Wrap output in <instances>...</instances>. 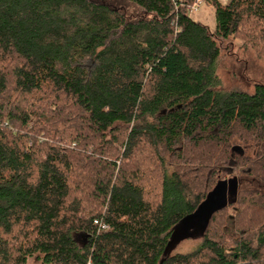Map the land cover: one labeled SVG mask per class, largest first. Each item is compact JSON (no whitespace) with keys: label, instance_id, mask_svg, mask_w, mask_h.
I'll list each match as a JSON object with an SVG mask.
<instances>
[{"label":"trees","instance_id":"trees-1","mask_svg":"<svg viewBox=\"0 0 264 264\" xmlns=\"http://www.w3.org/2000/svg\"><path fill=\"white\" fill-rule=\"evenodd\" d=\"M194 1L0 0V264H264V0Z\"/></svg>","mask_w":264,"mask_h":264},{"label":"rangeland","instance_id":"rangeland-1","mask_svg":"<svg viewBox=\"0 0 264 264\" xmlns=\"http://www.w3.org/2000/svg\"><path fill=\"white\" fill-rule=\"evenodd\" d=\"M221 5H226L228 0H217ZM189 17L196 22L208 27L211 31L215 28V15L214 9L211 6V0H202L197 9L189 11ZM236 50V48H235ZM257 63L260 68L264 69V65L261 61L255 62ZM225 69L221 68L219 70V76L222 80V84L226 88H238L241 87L242 89L245 88L242 82H239L233 73L229 72L227 68L230 67V63L225 60L224 64ZM204 226L196 225L191 226V228L184 230L182 235L179 232V235L176 239V242L173 243L171 248V252L174 253H186L198 246L200 243V236L202 233V229ZM29 264H36L34 259L29 260Z\"/></svg>","mask_w":264,"mask_h":264},{"label":"water","instance_id":"water-1","mask_svg":"<svg viewBox=\"0 0 264 264\" xmlns=\"http://www.w3.org/2000/svg\"><path fill=\"white\" fill-rule=\"evenodd\" d=\"M233 150L238 151L240 155L242 154V150L238 147H234ZM233 183L232 180H223L219 182L197 210L174 227V232L166 249L168 253L171 252V248L173 243L176 242L179 232H181L182 235L183 231L188 228L190 229L193 224L194 226L200 224L204 226L212 212L227 204L228 198L233 194Z\"/></svg>","mask_w":264,"mask_h":264},{"label":"built area","instance_id":"built-area-1","mask_svg":"<svg viewBox=\"0 0 264 264\" xmlns=\"http://www.w3.org/2000/svg\"><path fill=\"white\" fill-rule=\"evenodd\" d=\"M201 1H202V0H195V1L192 3V5L189 7V11H192V10L197 9ZM95 223L99 224V227L102 228V229L106 228V226H105L104 224H101V223L98 222V221H95Z\"/></svg>","mask_w":264,"mask_h":264}]
</instances>
